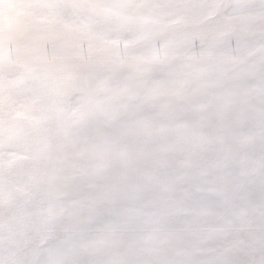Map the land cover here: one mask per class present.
I'll return each mask as SVG.
<instances>
[{"label":"snow or ice","instance_id":"obj_1","mask_svg":"<svg viewBox=\"0 0 264 264\" xmlns=\"http://www.w3.org/2000/svg\"><path fill=\"white\" fill-rule=\"evenodd\" d=\"M0 264H264V0H0Z\"/></svg>","mask_w":264,"mask_h":264}]
</instances>
